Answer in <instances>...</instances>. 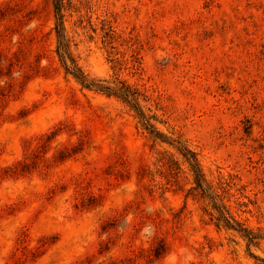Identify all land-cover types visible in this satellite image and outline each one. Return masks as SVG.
I'll return each instance as SVG.
<instances>
[{
    "label": "rangeland",
    "instance_id": "obj_1",
    "mask_svg": "<svg viewBox=\"0 0 264 264\" xmlns=\"http://www.w3.org/2000/svg\"><path fill=\"white\" fill-rule=\"evenodd\" d=\"M0 264H264V0H0Z\"/></svg>",
    "mask_w": 264,
    "mask_h": 264
},
{
    "label": "trees",
    "instance_id": "obj_2",
    "mask_svg": "<svg viewBox=\"0 0 264 264\" xmlns=\"http://www.w3.org/2000/svg\"><path fill=\"white\" fill-rule=\"evenodd\" d=\"M56 11H57V14H60V0H56ZM102 88H105V87H102ZM122 96H124L125 98H128L127 93H123Z\"/></svg>",
    "mask_w": 264,
    "mask_h": 264
}]
</instances>
